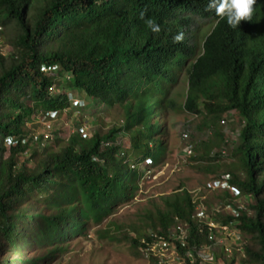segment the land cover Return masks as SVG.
<instances>
[{
  "label": "trees",
  "instance_id": "obj_1",
  "mask_svg": "<svg viewBox=\"0 0 264 264\" xmlns=\"http://www.w3.org/2000/svg\"><path fill=\"white\" fill-rule=\"evenodd\" d=\"M34 2L0 0V26L9 30L14 50L8 58L0 53V264H48L66 250L63 242L85 234L89 220L100 223L133 197L140 172L118 157L116 144H104L128 130L139 160L160 161L165 143H144L142 135L148 140L156 131L144 134L140 126L158 111L156 90L165 108L175 107L168 93L183 70L187 91L180 107L202 116V127L214 134L195 142L190 159L200 162L198 168L210 178L228 175L230 184L251 196L240 217L226 219L237 222L241 240L233 251L235 256L236 247L242 248L239 264H264V0H257L252 20L235 29L226 17L207 10L209 0H42L37 7ZM197 16L213 22L200 53L188 36ZM147 19L161 31L153 33ZM180 32L183 42H174ZM142 83L152 86L140 91ZM76 97L119 107L127 125L87 138L76 127L66 139L54 140L55 146L64 143L57 150L48 139L43 157L33 163L25 159L34 142L27 121L39 112H82L73 106ZM232 111L240 123V143L228 156H212L227 141L219 122ZM43 139L38 136L36 143ZM7 144L10 154L4 158ZM36 194L45 195V201L34 200ZM217 199L230 201L225 190L208 195L205 205L216 216ZM164 201L165 210L150 225L168 238L177 219L186 223L188 243L177 242L178 250L184 264H200L199 258L191 263L186 252L196 254L216 238L194 218L188 190ZM141 232L136 229L130 240L143 252L140 239L153 238ZM219 247L224 257L225 247ZM30 249L39 252L30 256Z\"/></svg>",
  "mask_w": 264,
  "mask_h": 264
},
{
  "label": "rangeland",
  "instance_id": "obj_2",
  "mask_svg": "<svg viewBox=\"0 0 264 264\" xmlns=\"http://www.w3.org/2000/svg\"><path fill=\"white\" fill-rule=\"evenodd\" d=\"M42 0H35L34 6L40 5ZM34 9L30 10L28 15H32ZM194 27L189 33L190 42H195L198 45V52H201V47L205 36L211 31L213 22L201 17H195ZM0 38V53L8 58L7 54L14 52L13 47L7 41V28L2 29ZM178 83L169 91L168 97L174 100L175 107L167 108L161 113L162 121L164 122V131L161 134H154L148 140L145 135H142L144 143L156 144L159 141L160 135L166 145V151L163 159L154 164L149 176L144 175L143 179L139 181V186L135 190L133 197L127 199L123 204L117 205L112 213L104 218L100 223H96L93 219L88 221V228L84 235L71 237L65 242L66 250L59 253L58 257L48 264H156L152 261V257L148 258L143 255V252L138 251L131 244V238L136 237V229H141V233L145 234L147 231L153 230L151 219H156L158 211L165 210V198L172 196L176 192H181L183 189L196 191L197 195L203 189L210 175L204 170H200L197 164L200 162L192 161L190 158L182 157V147L184 142L181 136V129L189 126L193 139L195 141H203L209 137L214 139V134L211 129L202 127V116L194 117L192 114L184 111L180 106L183 105L187 82L184 70L178 72ZM169 109V110H168ZM68 113L71 114L67 115ZM231 113L234 114V111ZM226 115L223 119L226 122H219V128L222 129L229 145L224 146L226 142H222L215 147L212 154L220 152L223 148L226 155H230L232 150L239 145V129L240 123L234 115ZM123 111L117 107H107L103 103L95 104L87 108L85 111H71L52 113V118L48 115H43L41 112L32 116L28 120L26 127L28 129V137L35 134L43 135L42 143L37 144L36 141L32 143V147L24 154L25 159L30 162H37L39 158L43 157L45 152L44 145L46 138L49 137V147L57 150L58 147L63 146L64 143L54 145V140H64L73 133L77 122L85 128L86 132L97 131L101 134L107 133L114 125L124 120ZM51 118V119H49ZM77 118V120H76ZM159 118L154 114L146 118L145 122L140 126L144 134L152 135V132L159 130ZM155 125V126H154ZM157 125V126H156ZM134 130V129H132ZM55 131L57 134H55ZM53 132V136H52ZM130 138H123L124 141L129 142ZM11 140H9V143ZM224 146V147H223ZM10 154L9 145L5 150L4 158ZM202 164V163H201ZM206 164V163H205ZM34 200L44 202L45 195L36 194ZM48 210V209H47ZM151 213V218L148 214ZM26 228V227H25ZM25 228L21 229L26 230ZM109 232V233H107ZM219 241L213 245V250L216 257L215 262L204 260L201 264H239L242 255V248L236 247V253L231 257L222 256ZM39 250L30 249V256H35ZM230 256V255H229ZM175 264V263H174Z\"/></svg>",
  "mask_w": 264,
  "mask_h": 264
},
{
  "label": "clouds",
  "instance_id": "obj_3",
  "mask_svg": "<svg viewBox=\"0 0 264 264\" xmlns=\"http://www.w3.org/2000/svg\"><path fill=\"white\" fill-rule=\"evenodd\" d=\"M256 2H257V0H209V4L207 6V10H209V11L215 10L216 15L219 16L222 19L226 17L228 25L230 27H232L233 29H235V28H237L239 26L241 21H243V20H249V21L252 20V16H253V13H254V10H255L254 9V5L256 4ZM143 18H144V16H143V13H142L141 14V19H143ZM145 23L147 24L148 28H150L153 33H159L161 31L160 25L157 24L154 20L147 19L145 21ZM191 27H194V24ZM191 27L189 29L188 36H189V33L192 30ZM173 40H174V42H177V43L183 42L184 33L180 32L179 34L175 35L173 37ZM190 41H191V39H190ZM192 43H195V42H192ZM178 79H179V75H178ZM151 86H152V83H151ZM151 86H150V84H143L142 83V85L140 86L139 90L140 91L141 90L145 91V90L149 89ZM159 86H160V83H159ZM152 96L154 97L155 100H157L159 102V105H157V106L155 105V108L158 111L155 112L154 115L159 118V121H158L159 122V131L161 129V133H162L164 131V122L162 121V117L160 115H161V113L164 112V110H166L167 108H170V107L165 108V106H166L165 105V101L163 100L161 94L157 93V90H156V92L152 93ZM131 98H132V96H129V99H131ZM169 99H171V98L169 97ZM171 100H173V99H171ZM184 101H185V99H184ZM173 102H174V100H173ZM72 103H73L74 107H76V106L78 107L79 106L80 108H83L82 112L85 111L87 108H89L92 105V103H95V104L103 103V105H106L107 107L112 108V106H109L108 104H106L104 102H101V100H94V101H87L86 102L85 99H80V98L76 97L75 99L73 98V102ZM183 105H184V103H183ZM117 109H119V107H117ZM189 114H192V113H189ZM232 114L233 113H231V115ZM46 115H48L49 117L52 118V113L46 114ZM192 115L194 117L197 116L196 114H192ZM123 117H124V120L122 122L117 123L116 125H114L108 131H110L112 129H121V128L123 129V128H125V126L127 125V120H126L125 116H123ZM81 122L78 121L77 125H76V127L79 128L78 129L79 132H81L83 134L84 138L91 137V135L94 132H96V130L93 131V132L90 131V134H88V131L86 132L85 128H83L80 125ZM221 122L224 123V122H226V120L222 119ZM123 130H121L117 134V136H116V138L114 140H108L107 142H105L104 146L109 147V146H112L113 143L116 144L119 147V151L117 153L118 157L121 160H123L131 169L132 168L133 169H137L140 172V180H141V178L143 179L144 175L147 174L149 176L154 164L159 163L163 159L165 153H164L162 159L160 161H158V162L152 161L151 158H143V157L139 160L138 158H140V156L136 157V155L134 153V145H133L134 143H133V141L131 139V136H132L131 133L128 130L127 131L126 130L123 131ZM161 133H158V130H157L155 134H161ZM211 133H213V131H211ZM52 136H53V132H52ZM181 136H182V140L184 142V145L182 147V151H183L182 157H184L185 159H187V158L189 159L190 157H192L195 154L194 147H195V142H197V141H195L193 139V136H192V133H191V130H190L189 126L184 127V128L181 129ZM160 137L161 136L158 135L159 140L160 139L163 140ZM123 138H130L128 144H127L126 141L123 140ZM207 138H209V137H207ZM207 138H205V139H207ZM48 139H50V138L49 137L46 138L45 142ZM227 141H228V139H227ZM150 143H151V141H150ZM150 143H149V145H150ZM153 144L154 143H152V145H150V146H153ZM165 148H166V145H165ZM165 151H166V149H165ZM220 152H222L224 154L226 153V151L224 149H221ZM95 159L98 160L99 158L96 157ZM223 176H226L227 179H223ZM228 178H229L228 175H221L220 178H210L209 180H207L205 185H204V187H203V189L200 190V194L198 193V199H196V197H195V194L197 193L196 191H193V192H190V190H188V191H189V193H190V195L192 197V203L194 205V210H195L194 218L196 219V221H198L204 227L205 226L207 227V221L208 220H214L218 225H224V224L225 225L226 224L230 225V223H233L235 225V230L237 231L236 235H238L239 234L238 233L239 230L237 228V222L235 221V219L234 220L233 219H231V220L229 219L228 220L226 218H228V217H233V218L240 217L242 215L241 209L244 208L245 205H248V204L250 205L251 203H249V202L252 200V198H251V196L249 197V196L243 195L241 193V191L236 186H234V185H232V184H230L228 182ZM218 181H219V183H218ZM215 182H217L216 185L214 184ZM209 184H213V185L209 186ZM138 186H139V182H138ZM218 190H225L229 194V200L230 201L229 202H224L221 199H217L215 201V206H216L215 210H216L217 213H219V215L216 216L213 213H209L208 212L207 206L205 205V200L207 199L209 194H213L214 192H217ZM251 202H253V201H251ZM199 204H203L205 206V212H206L205 218L201 219V220L196 215V213H197L196 212V207ZM225 219H226V221L222 222ZM217 220H220V222H218ZM179 223H183V224L186 225V223L181 222L180 220L177 219L176 224L171 227L170 231H172L174 229V227H176V225L179 224ZM186 229H187V225H186ZM154 231H156V230L155 229L150 230V231L147 232V234H149V236L151 237L150 234H151V232H154ZM217 233H219V234H217ZM214 234H215V237H213V238H216V243H218L220 241V239H223V242L220 243L219 246H224L225 247V245L229 243V244H231L232 249L234 247V243H238L239 244V241L241 240L240 235H238L239 239H237V241H232L230 239L226 240V239L223 238V234L219 230H215ZM189 235H190V233L188 231V238H189ZM210 235H211V232H210ZM188 238H187V243H188ZM143 239H146V238L142 237L140 239V243L141 244H142V240ZM216 243L210 244V245L213 246ZM204 246H209V245H204ZM236 246L237 245H235V247ZM238 247H240V246H238ZM140 250H141V246H140ZM224 252H225V257L226 258L233 256V253H234V251L232 250V253L229 256L226 253V251H224ZM194 255L198 259L197 254H194ZM216 255L214 253V259H216ZM199 260H200V258H199ZM213 262H215V260ZM200 264H201V262H200Z\"/></svg>",
  "mask_w": 264,
  "mask_h": 264
},
{
  "label": "built area",
  "instance_id": "obj_4",
  "mask_svg": "<svg viewBox=\"0 0 264 264\" xmlns=\"http://www.w3.org/2000/svg\"><path fill=\"white\" fill-rule=\"evenodd\" d=\"M2 27L0 26V38L2 35ZM2 39V38H1ZM38 134H35L34 140H38ZM48 138V137H47ZM223 179H227L226 176H223ZM219 183V181H218ZM215 185L217 182L214 183ZM213 184H209L212 186ZM196 199H198L197 193L195 194ZM196 215L201 220L205 218V206L203 204H199L196 207ZM207 228L211 232L212 238L215 237V230H219L223 234V238L226 240L237 241L239 236L236 235L237 231L235 230V225L230 223V225H218L214 220L207 221ZM151 239L142 240L141 250L145 253V256L150 258L154 257L157 260V264H184V256L179 252L177 242H181L186 245L188 238V231L186 229V225L183 223H179L174 227L172 231H170V235L168 238H165L163 235H160L156 231L151 232ZM223 239H220L222 241ZM198 258H200V262L204 260L213 261L214 260V250L213 246H202L200 248L195 249ZM231 244L225 245V251L228 255L232 253ZM186 255L190 257L191 263L196 261V256L193 252L188 251Z\"/></svg>",
  "mask_w": 264,
  "mask_h": 264
}]
</instances>
